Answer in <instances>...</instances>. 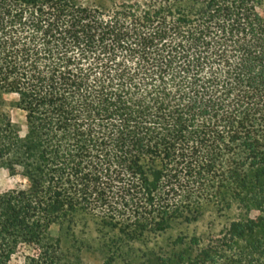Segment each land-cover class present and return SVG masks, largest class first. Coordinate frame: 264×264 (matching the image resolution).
Returning a JSON list of instances; mask_svg holds the SVG:
<instances>
[{
    "label": "trees",
    "instance_id": "16d2710c",
    "mask_svg": "<svg viewBox=\"0 0 264 264\" xmlns=\"http://www.w3.org/2000/svg\"><path fill=\"white\" fill-rule=\"evenodd\" d=\"M263 2L0 0V264H82L80 213L103 264H264Z\"/></svg>",
    "mask_w": 264,
    "mask_h": 264
},
{
    "label": "rangeland",
    "instance_id": "374dc122",
    "mask_svg": "<svg viewBox=\"0 0 264 264\" xmlns=\"http://www.w3.org/2000/svg\"><path fill=\"white\" fill-rule=\"evenodd\" d=\"M81 2L92 4L99 2V0H79ZM261 11L264 12V2L261 6ZM17 96H5V103L0 106V109L8 112L13 122L20 128L22 133L26 131V118L25 113L17 107ZM26 181L23 177L17 175L12 176L6 168H0V193L8 191L13 188L25 187ZM214 221L219 226V223L224 222L225 218L216 217L215 212L210 209L207 211L204 218L196 225V229L204 232L207 229L209 220ZM101 217L92 213H80L76 216L75 223L69 225L68 222L53 224L50 228V235L60 238L61 247L64 253L69 258H77L82 264H103L106 257L102 243L106 237H111L114 234L104 235L100 232ZM194 228H186L185 225H176L169 233L163 234L159 238L149 237L146 238L145 244H137L145 250L146 247H151L155 244H165L170 238L176 236L180 231L190 232ZM126 254L135 255L137 258L141 255V251L128 250ZM23 259L20 260V262ZM119 262L120 258L118 259Z\"/></svg>",
    "mask_w": 264,
    "mask_h": 264
}]
</instances>
